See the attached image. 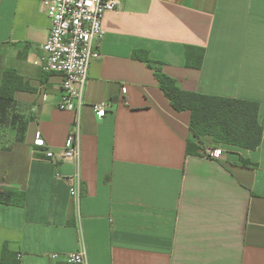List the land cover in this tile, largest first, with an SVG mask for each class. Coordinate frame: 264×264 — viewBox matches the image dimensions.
I'll list each match as a JSON object with an SVG mask.
<instances>
[{
    "label": "crops",
    "instance_id": "obj_1",
    "mask_svg": "<svg viewBox=\"0 0 264 264\" xmlns=\"http://www.w3.org/2000/svg\"><path fill=\"white\" fill-rule=\"evenodd\" d=\"M103 26L82 109L78 206L75 164L46 156L75 119L60 108L62 75L41 66L51 20L41 0H0V83L13 69L24 85L0 100V189L19 192L0 202V259L7 246L17 264H70L85 246L90 264H264V135L257 149L206 136L188 153L190 112L173 108L146 62L180 89L258 101L264 125V0H121ZM104 101L100 118L92 105Z\"/></svg>",
    "mask_w": 264,
    "mask_h": 264
},
{
    "label": "built area",
    "instance_id": "obj_2",
    "mask_svg": "<svg viewBox=\"0 0 264 264\" xmlns=\"http://www.w3.org/2000/svg\"><path fill=\"white\" fill-rule=\"evenodd\" d=\"M51 20V30L43 45L42 69L62 75V98L60 108L75 112L73 128L62 150L46 151L50 159H61L74 163L76 171L69 176L70 192L76 203L81 199V160H82V109L86 105L85 90L88 83L91 62L102 56L98 42L105 36L103 17L106 12L120 8L121 0H41ZM127 92V87H123ZM100 118L107 113L109 103L104 101L92 105ZM35 145H47L40 130L36 132ZM206 154L215 159L224 157L221 147H207ZM22 255L18 254V259ZM58 257V254H53ZM70 264H90L88 250L67 254Z\"/></svg>",
    "mask_w": 264,
    "mask_h": 264
},
{
    "label": "trees",
    "instance_id": "obj_3",
    "mask_svg": "<svg viewBox=\"0 0 264 264\" xmlns=\"http://www.w3.org/2000/svg\"><path fill=\"white\" fill-rule=\"evenodd\" d=\"M202 57L196 63L199 67ZM146 62L155 70L160 88L173 108L179 112H190L188 153L198 152L206 136H210L216 143L245 149H257L262 144L264 125L260 119L258 101L180 89L175 79L163 71L160 62L152 59ZM21 88H24L21 77L13 69H5L0 83V100L13 99L15 91ZM18 195L17 190L1 188L0 202L12 204ZM0 264H17L7 246L3 248Z\"/></svg>",
    "mask_w": 264,
    "mask_h": 264
}]
</instances>
